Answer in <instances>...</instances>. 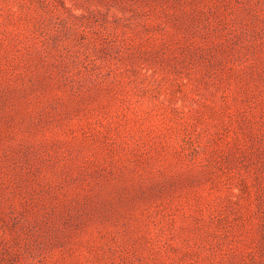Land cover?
I'll use <instances>...</instances> for the list:
<instances>
[{
	"label": "rangeland",
	"instance_id": "obj_1",
	"mask_svg": "<svg viewBox=\"0 0 264 264\" xmlns=\"http://www.w3.org/2000/svg\"><path fill=\"white\" fill-rule=\"evenodd\" d=\"M0 264H264V0H0Z\"/></svg>",
	"mask_w": 264,
	"mask_h": 264
}]
</instances>
